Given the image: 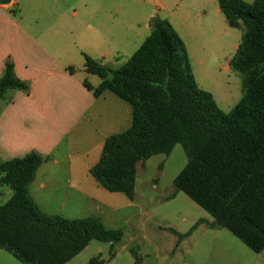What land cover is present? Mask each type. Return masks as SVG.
Returning a JSON list of instances; mask_svg holds the SVG:
<instances>
[{
	"label": "trees",
	"instance_id": "trees-1",
	"mask_svg": "<svg viewBox=\"0 0 264 264\" xmlns=\"http://www.w3.org/2000/svg\"><path fill=\"white\" fill-rule=\"evenodd\" d=\"M9 3L10 0H0ZM232 28L243 29L229 66L244 75V95L228 113L198 85L186 45L168 20H150V35L119 68L85 56V70L101 79L86 88L96 98L110 91L132 109V125L109 136L90 169L106 190L133 200L137 166L155 155H170L180 144L187 164L174 179L178 192L205 210L213 229H226L255 253L264 252V0H218ZM11 63L0 78V98L26 91ZM36 152L0 163V186L12 196L0 205V250L22 264H66L92 241L113 246L123 239L99 218L68 220L44 214L30 195ZM206 224L199 220L195 227ZM186 235L178 234L179 238ZM136 262L140 259L133 252ZM98 258L88 264H101Z\"/></svg>",
	"mask_w": 264,
	"mask_h": 264
},
{
	"label": "crops",
	"instance_id": "crops-1",
	"mask_svg": "<svg viewBox=\"0 0 264 264\" xmlns=\"http://www.w3.org/2000/svg\"><path fill=\"white\" fill-rule=\"evenodd\" d=\"M119 1H0V78L11 63L15 76L28 86L0 98V163L38 153L46 161L29 192L44 214L68 220L96 217L108 229L120 230L118 221L133 217L138 166L144 163L137 166L133 200L103 188L90 169L98 163L106 139L131 127L132 109L110 91L96 98L85 86L87 82L95 89L101 84L98 76L86 72L85 56L110 67L123 50L134 46L135 53L150 35L153 16L143 27H124L119 10L112 12ZM11 196L9 187L0 186V205ZM213 222L202 225L212 229ZM196 223L186 233L168 228L177 236V246L202 228L192 229Z\"/></svg>",
	"mask_w": 264,
	"mask_h": 264
},
{
	"label": "rangeland",
	"instance_id": "rangeland-1",
	"mask_svg": "<svg viewBox=\"0 0 264 264\" xmlns=\"http://www.w3.org/2000/svg\"><path fill=\"white\" fill-rule=\"evenodd\" d=\"M115 9L119 10L124 27H143L150 15L172 20L189 47L193 74L200 88L211 93L225 113L242 99L244 75L230 68L229 61L236 54L243 29L228 25L218 0H120L112 12ZM133 47L123 50L122 56L109 66L117 69L123 65L134 53ZM186 164L187 156L178 144L170 155H155L143 167L139 165L133 217H123L117 224L124 236L114 247L116 257L110 259L108 243L93 241L66 264H88L99 255L102 264H134L132 251H136L140 264H264V252H253L226 229L202 225L177 246L178 238L168 228L186 233L192 222L213 220L176 190L174 179ZM0 264L22 263L0 250Z\"/></svg>",
	"mask_w": 264,
	"mask_h": 264
}]
</instances>
